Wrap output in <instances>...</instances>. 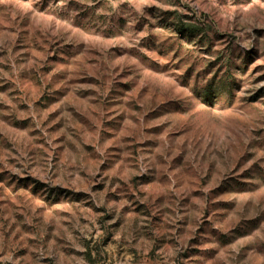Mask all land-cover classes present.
<instances>
[{"label": "rangeland", "instance_id": "374dc122", "mask_svg": "<svg viewBox=\"0 0 264 264\" xmlns=\"http://www.w3.org/2000/svg\"><path fill=\"white\" fill-rule=\"evenodd\" d=\"M0 264H264V0H0Z\"/></svg>", "mask_w": 264, "mask_h": 264}]
</instances>
